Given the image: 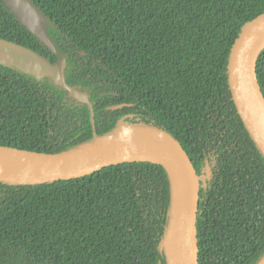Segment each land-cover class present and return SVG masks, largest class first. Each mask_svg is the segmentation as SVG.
Returning <instances> with one entry per match:
<instances>
[{
    "label": "trees",
    "instance_id": "1",
    "mask_svg": "<svg viewBox=\"0 0 264 264\" xmlns=\"http://www.w3.org/2000/svg\"><path fill=\"white\" fill-rule=\"evenodd\" d=\"M52 47L0 0V38L51 63L85 94L99 136L118 125L177 140L200 180V264L264 255V155L232 99L228 61L264 0H28ZM264 95V48L256 60ZM125 104L118 109L108 106ZM93 138L88 105L49 75L0 63V145L53 153ZM165 169L122 162L87 174L0 181V264H167Z\"/></svg>",
    "mask_w": 264,
    "mask_h": 264
},
{
    "label": "water",
    "instance_id": "2",
    "mask_svg": "<svg viewBox=\"0 0 264 264\" xmlns=\"http://www.w3.org/2000/svg\"><path fill=\"white\" fill-rule=\"evenodd\" d=\"M17 19L40 41L52 47L38 25L35 8L28 0H3ZM264 48V12L246 22L233 43L228 61V84L237 110L264 155V95L257 80L256 60ZM0 63L12 64L35 77L52 80L85 102L90 111L93 138L72 148L37 152L0 145V181L36 184L87 174L122 162L146 161L161 165L170 180L172 207L166 238L161 244L167 264H200L197 246V215L200 177L182 145L168 133L154 127L118 125L99 136L95 112L85 94L68 85L63 63L20 44L0 38ZM125 104L108 106L118 109ZM263 257L257 264H262Z\"/></svg>",
    "mask_w": 264,
    "mask_h": 264
},
{
    "label": "bare ground",
    "instance_id": "3",
    "mask_svg": "<svg viewBox=\"0 0 264 264\" xmlns=\"http://www.w3.org/2000/svg\"><path fill=\"white\" fill-rule=\"evenodd\" d=\"M262 264H264V260H263Z\"/></svg>",
    "mask_w": 264,
    "mask_h": 264
}]
</instances>
